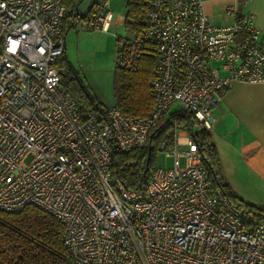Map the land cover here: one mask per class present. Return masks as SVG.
Listing matches in <instances>:
<instances>
[{
    "label": "built area",
    "instance_id": "2783aa9c",
    "mask_svg": "<svg viewBox=\"0 0 264 264\" xmlns=\"http://www.w3.org/2000/svg\"><path fill=\"white\" fill-rule=\"evenodd\" d=\"M246 1L227 4L233 21L215 25L202 0H148L139 33L116 40L126 68L144 43L154 47L152 109L82 117L55 64L67 26L110 29L109 0L85 14L62 0H0V210L34 205L55 217L67 264H264V222L244 229L242 210L210 188L195 142L168 116L191 112L210 130L232 81L264 84V31L240 9ZM170 124L172 141L158 151L172 165L128 189L112 149L143 147Z\"/></svg>",
    "mask_w": 264,
    "mask_h": 264
},
{
    "label": "trees",
    "instance_id": "16d2710c",
    "mask_svg": "<svg viewBox=\"0 0 264 264\" xmlns=\"http://www.w3.org/2000/svg\"><path fill=\"white\" fill-rule=\"evenodd\" d=\"M71 14L78 11L80 0H62ZM148 0H125L123 26L129 34H138L142 28V15ZM93 2L89 10L96 7ZM60 84L73 99L82 117L102 114L104 106L91 97L80 78L67 61L65 51L57 58ZM156 73L154 47L144 43L135 64L126 68L115 66L113 75L114 105L122 112L146 116L153 107L150 81ZM172 123L184 130L195 142L197 152L207 171L211 189L221 188L231 204L242 210L244 229L264 222V206L248 203L235 195L226 182L217 150L208 129L194 118L191 112L168 114ZM173 124L157 127L143 147L120 152L112 149V165L128 189L139 187L154 166V157L161 142H171ZM148 157V169L144 172ZM62 224L51 214L34 205L16 212L0 210V264H67V251L62 240Z\"/></svg>",
    "mask_w": 264,
    "mask_h": 264
},
{
    "label": "crops",
    "instance_id": "0c3cea01",
    "mask_svg": "<svg viewBox=\"0 0 264 264\" xmlns=\"http://www.w3.org/2000/svg\"><path fill=\"white\" fill-rule=\"evenodd\" d=\"M202 1L204 12L213 24L226 25L233 21L223 10L235 0ZM118 6L123 24L125 0H120ZM89 7L79 12L85 14L95 9ZM240 9L251 12L254 25L264 31V0H247ZM71 27L65 28L64 44ZM213 115L215 121L209 131L226 182L244 201L264 206V84L232 81L222 92Z\"/></svg>",
    "mask_w": 264,
    "mask_h": 264
},
{
    "label": "rangeland",
    "instance_id": "374dc122",
    "mask_svg": "<svg viewBox=\"0 0 264 264\" xmlns=\"http://www.w3.org/2000/svg\"><path fill=\"white\" fill-rule=\"evenodd\" d=\"M102 0H80L78 10H86L93 2ZM113 9V21L115 26L108 31L84 29L73 26L69 29L65 39V55L67 61L80 78L89 95L96 101H101L102 106L114 105L113 75L117 58V36L129 34L124 29L118 4L120 0H109ZM116 19V20H115ZM104 106V107H105ZM184 131V130H183ZM166 150L171 151L170 148ZM166 151H157L154 157V165L170 167L172 156H166ZM179 164L183 166L184 158L179 157Z\"/></svg>",
    "mask_w": 264,
    "mask_h": 264
},
{
    "label": "water",
    "instance_id": "95a60500",
    "mask_svg": "<svg viewBox=\"0 0 264 264\" xmlns=\"http://www.w3.org/2000/svg\"><path fill=\"white\" fill-rule=\"evenodd\" d=\"M148 157L149 156H147V160H146V165H145V168H144V172L148 169Z\"/></svg>",
    "mask_w": 264,
    "mask_h": 264
}]
</instances>
